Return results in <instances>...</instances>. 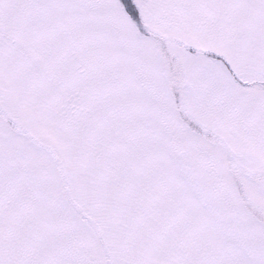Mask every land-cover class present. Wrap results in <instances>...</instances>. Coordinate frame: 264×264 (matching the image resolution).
Here are the masks:
<instances>
[{
	"label": "snow or ice",
	"instance_id": "1",
	"mask_svg": "<svg viewBox=\"0 0 264 264\" xmlns=\"http://www.w3.org/2000/svg\"><path fill=\"white\" fill-rule=\"evenodd\" d=\"M0 264H264V0H0Z\"/></svg>",
	"mask_w": 264,
	"mask_h": 264
}]
</instances>
